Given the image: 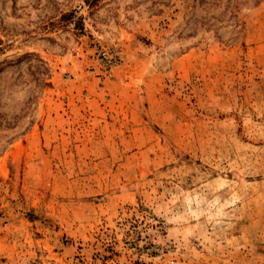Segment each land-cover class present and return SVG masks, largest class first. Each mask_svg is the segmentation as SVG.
I'll use <instances>...</instances> for the list:
<instances>
[{
	"label": "rangeland",
	"instance_id": "rangeland-1",
	"mask_svg": "<svg viewBox=\"0 0 264 264\" xmlns=\"http://www.w3.org/2000/svg\"><path fill=\"white\" fill-rule=\"evenodd\" d=\"M0 264H264V0H0Z\"/></svg>",
	"mask_w": 264,
	"mask_h": 264
},
{
	"label": "built area",
	"instance_id": "built-area-1",
	"mask_svg": "<svg viewBox=\"0 0 264 264\" xmlns=\"http://www.w3.org/2000/svg\"><path fill=\"white\" fill-rule=\"evenodd\" d=\"M96 53L97 58L105 71L112 70L119 62L117 53L110 47L104 45L99 46L97 47Z\"/></svg>",
	"mask_w": 264,
	"mask_h": 264
},
{
	"label": "crops",
	"instance_id": "crops-1",
	"mask_svg": "<svg viewBox=\"0 0 264 264\" xmlns=\"http://www.w3.org/2000/svg\"><path fill=\"white\" fill-rule=\"evenodd\" d=\"M102 89H105V87H102ZM114 98H115V95L111 92H104L99 97L97 96V94H89L87 97V99L91 105H93L96 101H98L101 104V106L105 107V108L106 107L115 108L114 103H113ZM131 116L133 117L134 115L131 114ZM136 125H138V124H136ZM132 130H134V128H132Z\"/></svg>",
	"mask_w": 264,
	"mask_h": 264
}]
</instances>
